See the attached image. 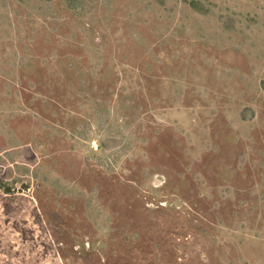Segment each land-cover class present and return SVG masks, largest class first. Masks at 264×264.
Masks as SVG:
<instances>
[{
  "label": "rangeland",
  "instance_id": "obj_1",
  "mask_svg": "<svg viewBox=\"0 0 264 264\" xmlns=\"http://www.w3.org/2000/svg\"><path fill=\"white\" fill-rule=\"evenodd\" d=\"M191 1L0 0V264H264V0Z\"/></svg>",
  "mask_w": 264,
  "mask_h": 264
},
{
  "label": "trees",
  "instance_id": "obj_2",
  "mask_svg": "<svg viewBox=\"0 0 264 264\" xmlns=\"http://www.w3.org/2000/svg\"><path fill=\"white\" fill-rule=\"evenodd\" d=\"M69 2L74 6V7H78L79 9L80 8H85L87 5H88V0H69ZM190 5L191 7L200 12V13H203V14H206L208 12V10L202 6V4L196 0H192L190 2ZM3 187V186H1ZM0 187V188H1ZM6 191H10V188H6L5 189Z\"/></svg>",
  "mask_w": 264,
  "mask_h": 264
}]
</instances>
